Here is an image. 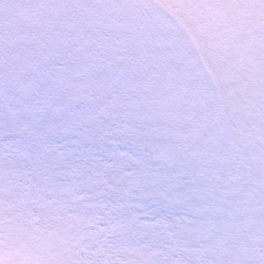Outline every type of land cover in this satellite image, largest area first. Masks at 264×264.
<instances>
[{
    "label": "rangeland",
    "instance_id": "rangeland-1",
    "mask_svg": "<svg viewBox=\"0 0 264 264\" xmlns=\"http://www.w3.org/2000/svg\"><path fill=\"white\" fill-rule=\"evenodd\" d=\"M0 264H264V0H0Z\"/></svg>",
    "mask_w": 264,
    "mask_h": 264
},
{
    "label": "trees",
    "instance_id": "trees-1",
    "mask_svg": "<svg viewBox=\"0 0 264 264\" xmlns=\"http://www.w3.org/2000/svg\"><path fill=\"white\" fill-rule=\"evenodd\" d=\"M61 156V155H60ZM59 156V157H60ZM81 157V152H79L78 158L75 156L76 159H79ZM55 160L52 162L54 163ZM67 163L66 156H61L60 164L65 168ZM41 169H37L34 173L36 175H39ZM50 172L52 175H54V180L57 179V167H56V162L53 166L50 167ZM79 172V171H78ZM85 172H83L84 174ZM34 178L33 173H32V168H28L20 177H16L14 172H11V178L7 179L4 185L6 188H2L1 190L6 191L10 193L9 189L14 190L15 192L17 191L16 189H13L14 187H18L19 190L21 191L18 196H13L15 199V204L20 205L19 200H23L25 197H28L29 194H31V199L28 201V208L32 207V204H37V205H43L46 206V211H54V208L58 209V202H59V197L54 196V195H48V196H43L41 194V187L43 184L44 186H48V179L45 181H41L39 183L31 182V179ZM53 178V177H52ZM66 180V178L64 179ZM59 182V181H58Z\"/></svg>",
    "mask_w": 264,
    "mask_h": 264
}]
</instances>
